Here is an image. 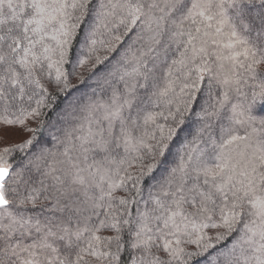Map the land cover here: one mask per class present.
I'll use <instances>...</instances> for the list:
<instances>
[{
	"label": "snow or ice",
	"instance_id": "snow-or-ice-1",
	"mask_svg": "<svg viewBox=\"0 0 264 264\" xmlns=\"http://www.w3.org/2000/svg\"><path fill=\"white\" fill-rule=\"evenodd\" d=\"M16 131L0 264H264V0H0V141Z\"/></svg>",
	"mask_w": 264,
	"mask_h": 264
},
{
	"label": "trees",
	"instance_id": "trees-1",
	"mask_svg": "<svg viewBox=\"0 0 264 264\" xmlns=\"http://www.w3.org/2000/svg\"><path fill=\"white\" fill-rule=\"evenodd\" d=\"M112 64H115V60L112 61ZM104 70V66H101L98 69L100 72H103ZM94 88V79H86L84 83L73 81V87L66 94L57 95L56 93H53L55 99L51 100V106L44 109V115L41 117L42 127L37 133L38 143H43L44 146L48 148H55L57 145L55 137L61 135L60 129L63 126H66L68 114L72 112L78 103L86 101L87 98L92 95ZM32 126L36 127V123L33 122ZM197 127L198 125L195 124L189 125V128L193 133H195ZM23 138L24 134L19 131L13 132L6 141H0V147H3L5 143H17ZM20 158V156H17V160Z\"/></svg>",
	"mask_w": 264,
	"mask_h": 264
}]
</instances>
